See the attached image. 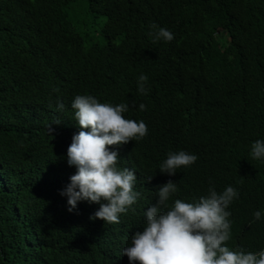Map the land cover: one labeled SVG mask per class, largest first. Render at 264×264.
Instances as JSON below:
<instances>
[{"label": "trees", "instance_id": "16d2710c", "mask_svg": "<svg viewBox=\"0 0 264 264\" xmlns=\"http://www.w3.org/2000/svg\"><path fill=\"white\" fill-rule=\"evenodd\" d=\"M153 23L174 38L153 42ZM141 73L146 94L137 91ZM85 93L128 102L125 117L148 127L140 140L108 146L118 167L135 170L141 193L118 223L90 219L95 202L68 211L59 192L76 170L66 157L80 130L71 101ZM256 139L264 140V0H0V264H129L121 250L169 179L178 186L169 203L235 187L225 243L258 252ZM180 149L198 159L162 173L160 161Z\"/></svg>", "mask_w": 264, "mask_h": 264}, {"label": "clouds", "instance_id": "9594fccd", "mask_svg": "<svg viewBox=\"0 0 264 264\" xmlns=\"http://www.w3.org/2000/svg\"><path fill=\"white\" fill-rule=\"evenodd\" d=\"M151 28L149 35L153 42L174 38V33L163 26L153 23ZM147 80L144 73L137 77L139 93L148 92ZM56 107L62 110L65 105L58 99ZM129 107L128 102H101L87 93L72 99L71 108L80 130L73 133L66 157L67 163L76 170L59 189L67 198L68 211L75 210L80 201L95 202L99 207L90 214V219L118 223L119 214L127 212L141 196L134 189L135 170L118 167V150L108 147L137 141L147 134L144 120L125 117ZM138 107L143 111L146 105L140 103ZM249 154L253 159L264 161V140L253 141ZM197 159L196 153L170 150L158 169L171 176L181 166L192 165ZM177 191L178 186L172 179L156 187V202L144 209L142 230H136L130 236V243L121 250L129 264L136 261L140 264H264V249L247 251L243 245L231 249L225 243L231 235L228 206L239 196L235 187L229 184L217 192L209 186L207 194L191 201L175 198L169 203ZM262 215V209L253 212L256 220Z\"/></svg>", "mask_w": 264, "mask_h": 264}]
</instances>
